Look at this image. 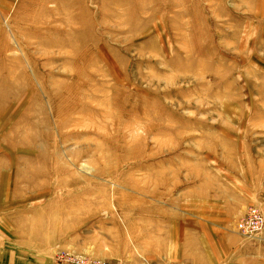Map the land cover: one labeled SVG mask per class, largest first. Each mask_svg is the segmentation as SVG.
<instances>
[{
    "label": "rangeland",
    "instance_id": "1",
    "mask_svg": "<svg viewBox=\"0 0 264 264\" xmlns=\"http://www.w3.org/2000/svg\"><path fill=\"white\" fill-rule=\"evenodd\" d=\"M238 183L264 193V0H0V264H185L168 214Z\"/></svg>",
    "mask_w": 264,
    "mask_h": 264
},
{
    "label": "crops",
    "instance_id": "2",
    "mask_svg": "<svg viewBox=\"0 0 264 264\" xmlns=\"http://www.w3.org/2000/svg\"><path fill=\"white\" fill-rule=\"evenodd\" d=\"M258 195L238 183L196 198L191 206L185 207L182 200L181 210L165 220L167 235L164 230L165 237H155L157 244L164 242L157 251L159 256L185 264H264V243L246 239L237 228L250 207L259 206L264 214V193L261 198ZM140 249L154 255L151 248Z\"/></svg>",
    "mask_w": 264,
    "mask_h": 264
},
{
    "label": "bare ground",
    "instance_id": "3",
    "mask_svg": "<svg viewBox=\"0 0 264 264\" xmlns=\"http://www.w3.org/2000/svg\"><path fill=\"white\" fill-rule=\"evenodd\" d=\"M68 22H69V28H71V26H73L71 24H74V23L71 22V20L68 21ZM73 27L75 28V26H73ZM55 30L59 34H64V33H60L56 28H55ZM67 47H72V46L71 45H68ZM11 75L14 76V73H11ZM38 82L40 84L42 83V81H40V80ZM80 86H81V84L78 81L75 82V83H73L72 85H68L67 86V91L71 94V96H72L73 99L76 96H77V98H79V93L77 92V89ZM40 89H41V87H40ZM33 93H35L34 95H36V96L38 95V93L35 92V89L33 90ZM5 97L7 98V96H5ZM63 98H64V96L61 97V100ZM73 104H74V101L73 100L64 99L63 102L60 103L59 106H58L59 110L57 112V114H58L57 116L58 117H64V118L67 117L68 115L70 116V113H72L73 110L75 109V106H73ZM75 105L77 106V102L76 101H75ZM12 107H13V105H12ZM27 110H28L27 111L28 113L30 112L29 113V115H30L31 113L35 112L37 109L35 107H33V105H30V106H28ZM26 123H27L28 127L23 128L22 131L19 130V129H17V128H14V127L12 128L13 129V132L18 134V140L16 139L17 142H13L14 144L16 143L15 144L16 147H18V146L24 147L25 145H31L34 148H36L37 146H41L42 144L48 143L51 140V137H50L49 134H45V133L44 134H41L39 131H32V128L34 129V126H36V123L34 121H27ZM26 123L24 125H26ZM32 133H34V134H32ZM64 138L65 137H63V140H66ZM39 159L42 160L41 158H39ZM39 159H36V161H39ZM262 242H264V240H262Z\"/></svg>",
    "mask_w": 264,
    "mask_h": 264
},
{
    "label": "built area",
    "instance_id": "4",
    "mask_svg": "<svg viewBox=\"0 0 264 264\" xmlns=\"http://www.w3.org/2000/svg\"><path fill=\"white\" fill-rule=\"evenodd\" d=\"M239 233L251 241L264 240V214L261 209L251 207L238 223Z\"/></svg>",
    "mask_w": 264,
    "mask_h": 264
}]
</instances>
